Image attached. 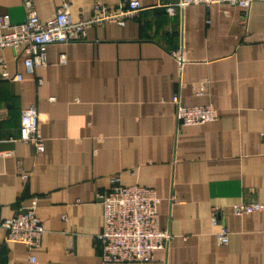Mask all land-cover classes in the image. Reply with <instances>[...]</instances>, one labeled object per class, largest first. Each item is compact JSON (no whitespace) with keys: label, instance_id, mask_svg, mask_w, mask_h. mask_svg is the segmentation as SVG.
<instances>
[{"label":"crops","instance_id":"crops-1","mask_svg":"<svg viewBox=\"0 0 264 264\" xmlns=\"http://www.w3.org/2000/svg\"><path fill=\"white\" fill-rule=\"evenodd\" d=\"M24 1L0 0V15L24 22ZM126 1L32 0L42 22L63 7L80 22L97 5L118 12ZM180 1L139 0L141 12L123 25L50 45L48 65L33 73L12 49L3 52L9 75L22 80H0V221L35 204L45 232L29 249L0 228V264H138L101 257L100 195L113 176L161 199L160 227L173 240L142 264H264V211H232L264 204V2L247 14L198 3L168 15L163 6ZM177 94L187 106L213 105L218 119L178 127ZM32 105L40 155L17 141ZM215 209L231 232L226 245L214 234Z\"/></svg>","mask_w":264,"mask_h":264},{"label":"built area","instance_id":"built-area-1","mask_svg":"<svg viewBox=\"0 0 264 264\" xmlns=\"http://www.w3.org/2000/svg\"><path fill=\"white\" fill-rule=\"evenodd\" d=\"M254 2L264 0H181L163 8L168 15L175 16L187 5L221 3L238 6L247 14ZM125 3L118 12L97 5L95 15L80 22L72 20L66 7L61 8L54 19L42 22L32 0L24 1L26 20L20 24H13L7 14L0 15V80H22L21 75L11 77L7 72V63L3 56L5 50L12 49L18 58L22 57L28 72L33 73L48 65L47 53L50 45L82 41L89 28L102 26L107 22L123 25L142 10L139 0H127ZM172 54L182 61L180 51ZM173 102L180 128L203 125L218 119V113L211 104L187 106L178 94L174 96ZM17 141L31 144L38 155L45 151V139L40 130L36 106L32 105L23 110ZM4 155L8 156L9 153ZM23 177L28 178L27 175ZM110 182L109 190L100 195L103 223L98 238L102 260L105 263L138 264L153 261L156 251L166 249L173 240L172 234L160 227L158 207L161 199L151 188L140 185L123 186L119 176H113ZM232 211L236 216L263 212L264 204L240 203L233 206ZM213 227L216 229L214 234L218 243L228 244L231 232L222 223L218 209L213 211ZM0 228L7 231L8 242L21 243L29 249L40 246L45 232L35 204L20 208L12 218L0 221ZM32 261L35 262L36 258L32 257Z\"/></svg>","mask_w":264,"mask_h":264}]
</instances>
